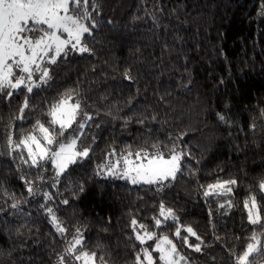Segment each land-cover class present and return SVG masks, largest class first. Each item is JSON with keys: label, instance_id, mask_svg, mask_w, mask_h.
Instances as JSON below:
<instances>
[{"label": "trees", "instance_id": "trees-1", "mask_svg": "<svg viewBox=\"0 0 264 264\" xmlns=\"http://www.w3.org/2000/svg\"><path fill=\"white\" fill-rule=\"evenodd\" d=\"M88 10L86 23L97 24L84 41L90 52L47 65L51 79L32 94H0V264H59L77 231L106 264H135L133 219L168 235L187 264H236L253 233L264 239L244 207L255 196L264 217V0H89ZM67 96L85 127L65 135L81 133L78 150L89 156L57 177L23 163L27 153L7 138L48 126L50 107ZM154 144L183 153L174 180L132 185L101 173L109 154ZM230 180V193L204 195ZM161 204L176 217L163 233L154 228ZM197 244L200 252L188 246ZM250 264H264V252Z\"/></svg>", "mask_w": 264, "mask_h": 264}, {"label": "snow or ice", "instance_id": "snow-or-ice-1", "mask_svg": "<svg viewBox=\"0 0 264 264\" xmlns=\"http://www.w3.org/2000/svg\"><path fill=\"white\" fill-rule=\"evenodd\" d=\"M88 4L89 0H0V94H6L8 99L17 92L32 94L34 89L40 88L51 79L47 65L56 64L58 59L67 57L70 51L82 54L90 52L84 41L86 36H92L97 24L86 23L92 20ZM29 107L26 96L16 119L23 120L24 112ZM80 108V103L74 102L71 96L61 98L50 107L48 126L37 121L34 131L19 141L13 140L11 134L8 136L10 150L17 151L22 148L27 153L22 161L31 168H45L47 165L55 169L57 177L65 174L70 165L78 162V158L89 156V149H77V140L81 133L73 136L71 140L65 135H71L69 129L75 132L85 127L77 119ZM166 147L168 153L155 144L152 145V151L128 152L105 165L106 174L130 181L134 185H163L165 181L176 178V174L181 171L183 158V153L176 150V145ZM236 183V180H230L209 185L204 195L230 193V185ZM259 188L264 192V181L259 184ZM28 191L31 193L33 189L29 187ZM45 196L51 199L47 193ZM63 203L68 202L65 200ZM12 207L15 208L16 205ZM244 207L249 224L264 229L262 208L256 197L250 196L245 200ZM47 211L52 216V223L57 231L63 234L66 229L59 225L51 208ZM159 217L154 218V228L160 229L161 233L168 220H176L173 211L163 204L159 206ZM131 225L134 240L141 246L136 252L135 264H187V258L179 253L177 245L168 235L149 231L146 225L138 224L135 219L131 221ZM183 231L190 236H196L191 227H186ZM174 235L188 244L187 236H181L180 228H176ZM261 236L264 237V233ZM196 238L199 239L198 236ZM150 241L153 243L149 244ZM250 241L238 255L236 264H250V257L254 253L264 252V239L253 233ZM188 246L195 252L201 251L198 244ZM72 260L76 264H106L102 256L97 257L96 253L84 250V241L79 231L69 242L59 264H71Z\"/></svg>", "mask_w": 264, "mask_h": 264}, {"label": "rangeland", "instance_id": "rangeland-1", "mask_svg": "<svg viewBox=\"0 0 264 264\" xmlns=\"http://www.w3.org/2000/svg\"><path fill=\"white\" fill-rule=\"evenodd\" d=\"M78 139H79V137H78ZM71 140V139H70ZM77 149H78V140H77ZM120 157L119 156H115V155H113L112 153L111 154H109L108 156H107V158H106V160H105V162L103 163V165H102V168H103V170L101 169V173L103 174V176H105V177H113V176H107V174H106V168L104 167L105 165H108V164H110V163H112V162H114V161H116V160H118ZM123 167V165L121 164V168ZM55 170V169H54ZM122 180H124V179H122ZM124 181H127V180H124ZM129 183H131L130 181H128ZM132 184V183H131ZM141 184H143V183H141ZM132 185H134V184H132ZM135 185H140V184H135ZM147 185V184H146ZM264 193V192H263ZM139 230V229H138ZM82 238V237H81Z\"/></svg>", "mask_w": 264, "mask_h": 264}]
</instances>
